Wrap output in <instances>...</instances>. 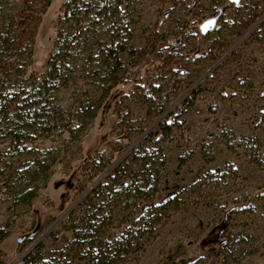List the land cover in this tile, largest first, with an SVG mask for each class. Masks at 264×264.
I'll return each mask as SVG.
<instances>
[{"label": "rangeland", "instance_id": "obj_1", "mask_svg": "<svg viewBox=\"0 0 264 264\" xmlns=\"http://www.w3.org/2000/svg\"><path fill=\"white\" fill-rule=\"evenodd\" d=\"M4 7L0 264L39 244L83 264L130 234L115 264H264V0ZM90 217L92 248L72 228Z\"/></svg>", "mask_w": 264, "mask_h": 264}, {"label": "trees", "instance_id": "obj_2", "mask_svg": "<svg viewBox=\"0 0 264 264\" xmlns=\"http://www.w3.org/2000/svg\"><path fill=\"white\" fill-rule=\"evenodd\" d=\"M162 53L163 52H161V54L160 53L157 54L154 57V60L158 61L160 58L164 57ZM187 77H188V74H183L181 76L175 77L174 80L176 82H179L181 80L186 79ZM191 106H192V102L187 101L182 106V108L177 109L175 112L177 113L181 109H188ZM175 125L176 124L172 119L169 118L165 120L161 125L159 134L157 135L158 139L166 138L171 133V130ZM17 136L18 134L16 135V137ZM183 163H186V160ZM130 173H133V172H130ZM88 201H90V195L86 199V202ZM149 209L150 208L148 206L144 207L143 209L144 213L148 212ZM71 216L72 214H70L68 219ZM95 225H96V220H94L92 217H90V219L89 218L84 219L83 226L75 225L73 223V226H72L73 234H74V237L77 243H79L80 246L89 244L88 247L92 248L94 244L96 245V240L94 239V232H93ZM221 231H222L221 234H223L225 232V228H223V230L221 229ZM136 237L137 236L135 234H130L129 238H125L123 242H115V245L113 246L111 245L112 247L111 246H106V247L99 246L100 250H96V251H91L88 249L86 252V256L83 258V260H85L83 264H115L119 259L118 253L120 252V249H121L120 246L125 245L126 250L124 249V252L125 254H129L130 251H132L133 247L138 246L139 244L138 241L135 244ZM52 238L54 242L58 241L59 239L57 234H53ZM41 248H42V245L40 244L37 245L29 254H27L25 258L22 259L20 264H64L63 262H60L59 260H56V259H50L48 261H43L42 254H41ZM66 264H72V262H69Z\"/></svg>", "mask_w": 264, "mask_h": 264}, {"label": "water", "instance_id": "obj_3", "mask_svg": "<svg viewBox=\"0 0 264 264\" xmlns=\"http://www.w3.org/2000/svg\"><path fill=\"white\" fill-rule=\"evenodd\" d=\"M228 1H229V3H231L233 6L237 7V6L240 5V3H241L242 0H228ZM217 22H218V17H213V18H211V19L205 21V22L201 25V27H200L202 34H203V35H206V34L209 33L210 31L214 30V28L216 27ZM72 208H73V206L70 207L68 210H66V212L64 213V215H66L67 212H69ZM28 252H29V251H28ZM21 259H22V257L18 258V259L16 260V262H14V264H16L17 262H19Z\"/></svg>", "mask_w": 264, "mask_h": 264}, {"label": "built area", "instance_id": "obj_4", "mask_svg": "<svg viewBox=\"0 0 264 264\" xmlns=\"http://www.w3.org/2000/svg\"><path fill=\"white\" fill-rule=\"evenodd\" d=\"M10 0H0V15L5 12V4L9 3ZM11 3V2H10ZM3 80V72L0 69V82Z\"/></svg>", "mask_w": 264, "mask_h": 264}]
</instances>
